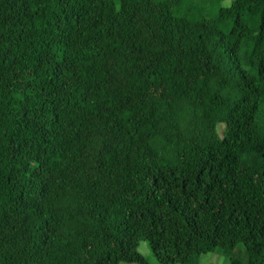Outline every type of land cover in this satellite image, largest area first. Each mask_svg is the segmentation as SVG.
Wrapping results in <instances>:
<instances>
[{
    "label": "trees",
    "instance_id": "obj_1",
    "mask_svg": "<svg viewBox=\"0 0 264 264\" xmlns=\"http://www.w3.org/2000/svg\"><path fill=\"white\" fill-rule=\"evenodd\" d=\"M223 1L0 0V264H264V0Z\"/></svg>",
    "mask_w": 264,
    "mask_h": 264
},
{
    "label": "rangeland",
    "instance_id": "obj_2",
    "mask_svg": "<svg viewBox=\"0 0 264 264\" xmlns=\"http://www.w3.org/2000/svg\"><path fill=\"white\" fill-rule=\"evenodd\" d=\"M232 0H224L222 2V5L229 6L231 4ZM223 129V126L221 127V131ZM140 251L146 256L150 264H159L158 261L153 256L151 249L149 247V244L147 241H140ZM229 257L219 249L202 254L199 257L200 264H208V263H214V264H229ZM122 264H129L123 262Z\"/></svg>",
    "mask_w": 264,
    "mask_h": 264
}]
</instances>
